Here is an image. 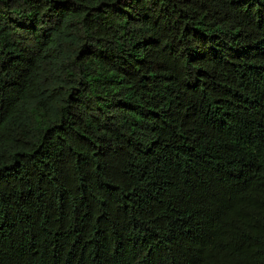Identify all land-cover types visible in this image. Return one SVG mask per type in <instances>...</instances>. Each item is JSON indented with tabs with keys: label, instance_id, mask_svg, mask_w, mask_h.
<instances>
[{
	"label": "trees",
	"instance_id": "obj_1",
	"mask_svg": "<svg viewBox=\"0 0 264 264\" xmlns=\"http://www.w3.org/2000/svg\"><path fill=\"white\" fill-rule=\"evenodd\" d=\"M0 264H264V0H0Z\"/></svg>",
	"mask_w": 264,
	"mask_h": 264
}]
</instances>
